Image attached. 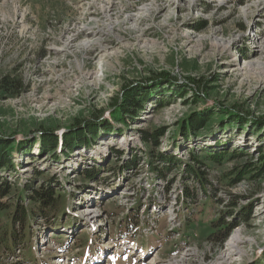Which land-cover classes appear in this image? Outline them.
I'll return each mask as SVG.
<instances>
[{"label":"rangeland","instance_id":"1","mask_svg":"<svg viewBox=\"0 0 264 264\" xmlns=\"http://www.w3.org/2000/svg\"><path fill=\"white\" fill-rule=\"evenodd\" d=\"M3 79L20 88L0 86V139L25 143L0 202L29 215L22 191L49 186L64 213L17 224L0 264H264V172L239 173L264 156V0H0ZM125 88L145 90L127 125L110 118ZM75 129L71 152L42 150V132Z\"/></svg>","mask_w":264,"mask_h":264},{"label":"trees","instance_id":"2","mask_svg":"<svg viewBox=\"0 0 264 264\" xmlns=\"http://www.w3.org/2000/svg\"><path fill=\"white\" fill-rule=\"evenodd\" d=\"M4 80V81H3ZM0 86H2V89H5L8 92H16L20 87H18L17 84L8 82L7 80L3 79ZM122 95L119 99L115 101L113 104L114 106V113L112 115V120H115V122H120L125 125H127L126 121L123 119L125 115H129V117L132 116V109L138 110L140 108L139 102L142 96V92H144V89L141 88H125L122 90ZM140 100H139V99ZM206 115V114H205ZM118 119V120H117ZM208 120L205 116L202 117V114L191 116V119L189 120L188 124L185 126L184 130L187 129V136L190 138L192 136V132L195 131L196 126H202L204 122ZM108 125V124H107ZM195 125V126H193ZM87 129L89 131L88 135L96 136L94 135L96 131V126L94 127L93 124H89ZM86 129V130H87ZM192 131V132H191ZM41 138L39 139L40 146L42 147L43 151H53L57 147L63 148L64 150H67L69 152L72 151L75 147H77L81 141L85 142V135H82V130L75 129V130H67L59 134H55L52 131L47 130L46 132H42L40 134ZM34 141V140H33ZM12 142L8 141L7 139H0V170L6 169L8 171L14 170L15 166L12 165L10 161V155L13 152H17L19 148L23 149L25 142H22V140H19V145L16 148H10V144ZM224 152H219V154H211L207 156V160L214 162V163H220L221 158L224 156ZM194 161L197 160L196 157H192ZM162 162L166 164H172L175 162V160L170 159L169 157L163 158ZM198 165H203L204 163L200 161L197 163ZM154 164H152L153 166ZM169 168H166L168 170ZM254 171L255 177H261L262 172H264V156L261 157L260 165L256 167L247 166L242 168L241 173L242 175H246L250 172ZM152 172L157 177L153 178V180L157 179L160 176V179H162L164 174H160L159 169L155 166L152 167ZM253 174V173H252ZM92 173L86 172L85 177L87 179H90ZM186 177L188 178V182L192 181L195 185L199 186L200 189L206 194V185L208 184V178L197 168H188L186 170ZM189 185H184V187L181 189L180 194L178 195V200L181 204L184 206H189L196 203V200L198 198V194H196V191L190 190L188 188ZM29 191V195L26 194V188L22 191V195L24 194L25 197L29 198L30 204H32V208L30 211H28L29 215L27 214V211L22 208L20 205H14L12 208L11 206H7L2 204L0 202V212H6L7 218L9 221L5 223L4 225L1 224L0 220V245L4 248V250H9L12 247H14L18 239H20L19 235L17 234V231H15V226L17 224L22 225V230L25 228L24 226L27 224L26 219L30 218L33 220L34 217H41L47 219L49 216L51 217L53 214L61 213L63 215L64 211H62V204L58 202L57 197L58 194L55 193L49 186L47 187H39V188H33ZM9 188L7 186L6 181L0 180V200L8 196ZM204 194V195H205ZM61 197V196H60ZM54 217V216H53ZM52 217V218H53ZM48 220V219H47ZM139 220L136 221L135 218V227H141L138 223ZM221 223L220 220L213 223V227H219ZM56 226V225H55ZM147 226V225H146ZM128 227V226H126ZM229 229L224 225L221 227L220 230H218V240L221 243L226 239L229 233ZM261 257L264 258V254H260Z\"/></svg>","mask_w":264,"mask_h":264},{"label":"bare ground","instance_id":"3","mask_svg":"<svg viewBox=\"0 0 264 264\" xmlns=\"http://www.w3.org/2000/svg\"><path fill=\"white\" fill-rule=\"evenodd\" d=\"M236 239H238V236L236 235Z\"/></svg>","mask_w":264,"mask_h":264}]
</instances>
